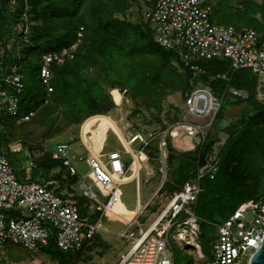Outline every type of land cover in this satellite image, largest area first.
I'll return each instance as SVG.
<instances>
[{
	"label": "trees",
	"instance_id": "trees-1",
	"mask_svg": "<svg viewBox=\"0 0 264 264\" xmlns=\"http://www.w3.org/2000/svg\"><path fill=\"white\" fill-rule=\"evenodd\" d=\"M129 1L0 0V57L8 66H17L22 75L24 89L17 94L19 113L36 111L31 121L21 123L16 122V117L0 114V148H6L10 143H20L25 147V150L18 152L25 153L22 163L15 164L9 160L19 181L29 179V182L45 183L56 180L62 185L64 181L68 184L77 182V177L70 176L60 161L52 159L50 147H45L48 149L46 152L30 160L32 165L27 172L26 157L38 148L30 141L29 126L35 123L44 127V137L48 138L59 131V118L67 120L69 124L80 125L88 117L99 114L95 117L98 124L112 100L106 87L123 89L122 92L134 103L132 114L142 113L140 111L143 109L151 111L155 119L153 131L157 132L176 121L181 111L178 106L170 105L165 113L166 122L163 120V100L167 95L180 90L184 99V94L199 84L209 87L217 95H226L228 92L225 93V90L229 85L247 93V98L238 97L236 100V105L247 102L251 107L245 111L241 127L264 129V103L256 98L257 79L251 70L242 68L234 71L227 59L193 61L201 72L186 67L176 53L164 49L154 40L152 31L142 20L141 8L138 12L140 22L126 18ZM228 1L220 0L216 6H212L210 20L217 24H232L237 28L250 27L264 38V0L260 3L242 0L245 8L228 7ZM120 13L123 18L121 15L119 17ZM257 13L261 19L256 17ZM23 14L27 16L29 25L27 41L16 31L17 25L24 23ZM80 27H83L82 37L74 57L66 59L63 64L51 66L50 85L53 91L47 95L46 86L39 76L42 55L69 48L77 41ZM145 53L148 55L146 59L139 61L138 57ZM174 62L177 66L172 65ZM88 68H97L99 73L92 75L87 72ZM224 73L228 78L217 77ZM46 98L47 103L44 102ZM93 119H87L81 128L86 125L92 128ZM5 124L9 129H4ZM249 136L253 138L254 133L251 132ZM217 141V134L208 132L194 150L177 153L170 147L167 158L169 161L176 158L177 165L165 175L158 192L168 191L171 194L180 191L188 180L194 179L198 158L199 164L203 165ZM240 143L237 139L227 140L217 154L218 170L214 177L210 179L206 175L200 180L201 191L196 206L202 202L211 219L219 218L223 222L243 201L256 200L261 196L264 198V166L252 161L257 156L264 157V148H254L251 143L242 146ZM71 194L73 190L70 188L67 195ZM75 203L83 218L87 212L86 199L80 197ZM212 222L215 240L217 223ZM4 246L9 249V243ZM84 247L85 244L77 255L71 256L60 251L54 237L50 236L42 252L61 264H76ZM170 248L173 263L179 264L177 253L182 250L175 244ZM190 263L193 264V261L190 260Z\"/></svg>",
	"mask_w": 264,
	"mask_h": 264
},
{
	"label": "built area",
	"instance_id": "built-area-1",
	"mask_svg": "<svg viewBox=\"0 0 264 264\" xmlns=\"http://www.w3.org/2000/svg\"><path fill=\"white\" fill-rule=\"evenodd\" d=\"M219 1L145 0L142 20L149 26L154 40L164 49L176 53L186 67L201 72L193 61L227 59L232 70L246 68L255 74L259 93L264 89V38L250 27L237 28L232 24L212 22L211 9ZM22 16L24 23L17 26L16 31L27 41L28 19L25 14ZM82 31L83 27H80L77 41L69 48L42 55L39 76L42 84L46 86L47 95L53 91L50 85L51 66L63 64L66 59L74 57ZM217 77L225 79L226 74H218ZM23 89L22 75L18 67L8 66L0 57V114L16 117L17 123L29 122L36 116V111L33 110L25 114L19 113L17 94L22 93ZM226 92L232 96L247 98L245 91L229 85ZM224 96L225 94L219 97L207 86L193 87L184 94L182 109L176 121L156 133L148 131L150 141H145L141 148L148 146L151 141H157L162 175H166L167 137H170L172 146L181 151L194 150L207 136L211 127L210 121L218 113ZM47 101L46 98L44 102ZM138 138L139 134L132 135L128 139L129 143H134ZM80 143L86 151L85 159L74 156L71 145L65 142H59L50 148L51 157L60 161L70 176L80 174L76 161H86L90 170L81 177L79 194L92 202L97 212L106 213L109 201L104 203L100 197L109 199L116 188L130 182L125 176L133 155L126 150L125 153L119 150L103 153L101 149L99 157L96 158L91 155L90 148L81 137ZM7 148L13 153L25 150L20 143H10ZM135 153L142 161H148V156L142 154L141 149ZM126 155L130 159L128 162ZM90 160L96 166L97 177L111 180L108 193H103L90 176L93 173ZM204 161L200 165V159L197 160L195 181L190 179L180 191L166 195L165 207L145 231L140 227L137 236H129L131 246L118 264H174L168 249L171 245V233L176 245L182 249H192L196 264H249L264 237L262 196L256 200L243 201L226 220L216 224L213 257L209 262L203 263L206 258L197 241L200 226L194 210L186 205H196L201 191V178L208 175L212 179L218 170L217 155L210 153ZM157 192H154V196ZM148 206L149 202H146L140 213L135 211L134 220ZM87 220L80 216L75 202L54 192L47 184L19 181L7 156L0 153V245L10 243L21 246L32 254H38L47 245L50 236H53L60 251L75 252L97 232H107L98 222ZM128 224L126 229L118 233L120 237L127 236L133 223Z\"/></svg>",
	"mask_w": 264,
	"mask_h": 264
},
{
	"label": "rangeland",
	"instance_id": "rangeland-1",
	"mask_svg": "<svg viewBox=\"0 0 264 264\" xmlns=\"http://www.w3.org/2000/svg\"><path fill=\"white\" fill-rule=\"evenodd\" d=\"M255 1L258 3L261 2V0ZM129 2V7L125 10L126 18H130V20L134 22H140L138 12L140 8L143 10L145 6V0H136L135 2L130 0ZM227 5L231 8H237L240 6L245 8V5L243 4L242 0H229ZM121 14L122 13L119 14V17L122 16ZM256 17L258 19H261L259 13L256 14ZM121 18H123V16ZM146 56L148 55L145 53L141 57L139 56L138 60H145ZM172 65L177 66L175 62L172 63ZM87 72L92 73V75H96L99 73V70L97 68H88ZM198 86L202 85L199 84ZM106 91L112 99L110 104L106 107L107 113L112 112V117L118 119V124L120 125L124 132V135L128 139L134 134H139V138L131 144V147L135 150L141 149L142 154L148 156V161H146L145 163L149 167L147 170L141 171L144 166L139 165V162H141L140 160H137V162L135 161V165L133 168H135L136 170V177L138 178L136 179L137 184L135 182L124 184L123 186H121V188H116L109 199H101L104 203L109 201V206L106 213H95L92 209L90 211L88 210L87 215L84 216L92 223L99 222L100 225L107 230V232H97L98 234L96 233L94 235L92 242L95 243V245L100 243L101 245H104L103 241L107 240L109 247L112 248L113 251L120 250L121 257L120 259H118L119 262L131 246L129 236H137L140 233V227L143 231H145L148 225L157 217L159 212L165 207L167 203V199L165 198V196L170 194L168 191H164L161 193L157 192V187L160 181L162 180L161 177H165V175H162V173L160 172L157 141H151L148 146L141 148L145 141H150V138H148V131H153V129L155 128V119L153 117V114L151 113V111L144 109L140 111L142 113L132 114L134 103L125 93L122 92V88H118L117 86L114 88L106 87ZM219 97H222V95L219 94ZM256 98L260 102L264 103V89H261V92L257 93ZM237 99V96H232L231 94L227 93L221 101L219 112L215 115L213 120L210 121V134H217V137L219 138V141L214 144L213 152L211 154L217 155L220 149L222 148L223 144L229 139V134L241 127V119H243V115L246 109H249V106L246 104L247 102L242 103L240 105H236ZM170 105H175L178 106L180 110L182 109L183 97L181 96L180 90H175L173 93L167 95L163 100L164 113L162 114V118L164 121L165 113L167 110H169ZM93 120L94 122H96L97 118H94ZM83 122L80 125H73L69 124L67 120L59 118L57 122V130L59 129V131L48 138L44 137V127L35 123H31L29 126L31 138L30 141L33 145H38V148L35 149L33 153H31V158L29 156L26 157V159L31 160L39 157V155L43 154L48 150L45 147H55V145L59 142L69 143L71 145L72 151L79 152L85 159L86 153L83 150L82 146L80 147L79 145L80 126L83 124ZM3 126L4 129H9L8 124H5ZM166 141V150L168 154L170 153V147H173L172 150L177 153L183 152L181 151V149L172 146L170 137H167ZM149 146L151 147L149 148ZM155 146L157 149L154 148ZM0 150L3 154H5V156H7L9 160H13L15 164L22 163V160H24L25 153L13 154L8 150L7 146L6 148L1 147ZM111 150H119L121 153L125 151V149L120 145L115 135H113V133H111L110 131H107L104 139L103 153H108ZM126 157L128 158L129 156L126 155ZM175 159L176 158H173L171 159V161H169V159L167 158L166 175L168 174V172L170 173L176 167L177 160ZM76 162V165L80 169L81 175H85L87 171H89V166L85 164L86 161ZM128 176H130V172L126 173V177ZM195 177L193 181H195ZM93 180L95 181V184L100 187L103 193H108L109 186L111 184V180H109V178L103 180L96 179V177L93 176ZM25 181L29 182V179ZM136 185L140 189L139 196H137ZM154 192H157L156 196H154ZM146 202H149V206L137 216L135 222L128 229L127 236L120 237L118 233L123 231L127 227V224L135 216V212L132 211L135 206L134 204L136 203L135 211H137V213H140V211L143 209V205ZM186 206H190L193 210H195V216L197 218L201 231L199 233L200 235L198 236L197 241L200 245L202 253L206 258L203 263H207L213 257L212 247L214 241V224L212 221L214 220L215 223L220 224L222 223V219H211L208 215L206 207L202 202H200L197 206H194L192 204H188ZM170 242L171 245H176L173 240V233H171ZM94 248L92 247L91 249ZM179 248L180 250H182V252L177 253V260L179 264H191L190 260L193 261V264H196V262L194 261V253L192 249H182L181 247ZM168 249L171 252L170 246L168 247ZM96 259V264L102 263L101 258L97 257ZM0 264H49V258H46L44 255H31L30 253L25 251L23 247L9 243V249L4 246V244L0 245ZM78 264L85 263L79 261Z\"/></svg>",
	"mask_w": 264,
	"mask_h": 264
},
{
	"label": "crops",
	"instance_id": "crops-1",
	"mask_svg": "<svg viewBox=\"0 0 264 264\" xmlns=\"http://www.w3.org/2000/svg\"><path fill=\"white\" fill-rule=\"evenodd\" d=\"M97 115H99V114H96V116L95 115H92V116L88 117L87 119L95 118V117H97ZM109 115H110V117L108 118ZM107 118H108V122L106 123V125H104V123L106 122ZM81 127H82V125L80 126V137L83 139V141L90 148L91 155L92 156L98 158L99 157L100 150L101 149L104 150V139H105V135H106L107 131H110L111 133H113V135H115V137L119 141L120 145L127 152H129V153H131L133 155V159H132L131 165L129 166V169L127 170V172H130V176H128V177L125 176L126 179H128V180L130 179V182H135L136 183V181H137L136 179H138L136 177V170H135V168H133L134 165H135L134 164L135 161L136 162H137V160H140L141 161V162H139V165L140 166H144V168H142L141 171L142 170H147L149 168L147 166V164L145 163L146 161H144V163H143V161L136 155V153H135L136 150L131 147V144L129 143L128 138L124 135V132H123L122 128L118 124V119H115V118L112 117V112L106 113L102 117V120L98 124H97V122H94L92 128L91 127H88L87 125L85 127H83V128H81ZM90 129H92V130H90ZM95 141H97V144L95 143ZM79 145L81 147V143ZM83 150H84V148H83ZM71 153L74 156H76V157L77 156H82L79 152H73L72 149H71ZM85 153H86V151H85ZM26 155H27V152H26ZM125 158H126L127 162L130 161V159H128L129 157L127 158L125 156ZM26 161H28V164H26ZM90 161H91L92 168H93V173L90 174V176L92 177V179H93V176H95L96 179H100L99 177H97V174H96L97 171L94 168L93 161L92 160H90ZM78 162H82V161H78ZM85 164H87V163L85 162ZM25 165H26V168H27V172H29L30 171V166L32 165V162L29 159H26L25 160ZM89 170H90V167H89ZM79 171H80V169H79ZM83 176L84 175H81V172H80L79 175H76L77 182L75 184H68L67 181H64L63 182V185H62V184H59V182L56 181V180L47 181V182L42 183V184H47V186L50 189H53L54 192H56L58 194H62V195L65 196L66 199L72 200L73 202H75L78 198L82 197L79 194V189H78L79 187H78V185H79V182L82 179L81 177H83ZM164 178L165 177H161L162 180L161 179L160 180L162 182L160 181L157 189H159L160 186H161V184L164 182ZM139 179H140V176H139ZM130 182H128V183H130ZM136 187H137V185H136ZM70 188L73 190V194H71L70 196H68L67 195V192L69 191ZM139 195H140V189H139V187H137V196H139ZM103 198H105V197H100V199H103ZM86 202H87V205H86L87 212H88V210L90 211V210L93 209L94 212L96 213L97 211L93 208V205H92L93 203L90 202V201H88L87 199H86ZM136 203L134 204L135 206H134V209L132 210L134 212H135V208H136ZM87 212H86V214L84 216L87 215ZM83 218L87 219L86 217H83ZM132 220H133V222H132ZM132 220L130 222L131 223H134L136 219L134 220V218H133ZM87 221H89V220H87ZM89 222H91V221H89ZM93 223H95V222H93ZM127 225H129V224H127ZM91 241L92 240H89L88 242L85 243V247L83 248V252L81 253V258H80L79 261H81L82 263H85V264H88V263H90V264H96L95 263L96 260H97L96 258L98 257V258H101V261H102L101 264H118L119 263L118 262V259H120V257H121L120 250H114L113 251L112 248L109 247V245L107 243L108 242L107 240H104L103 241L104 242V245H101V243L95 245V243H93V242L91 243ZM91 246L93 248L94 247H97V248L91 249L92 248ZM101 249H102V251H101ZM27 252L30 253L29 251H27ZM65 253H68V255H71V256L72 255H77V251L71 252V253L70 252H65ZM30 254L31 255H44L46 258H49V264L50 263H59L58 261L52 260L49 255L44 254L42 251H41V253H38V254H32V253H30ZM94 257H96V258H94ZM79 261L76 264H78Z\"/></svg>",
	"mask_w": 264,
	"mask_h": 264
},
{
	"label": "flooded vegetation",
	"instance_id": "flooded-vegetation-1",
	"mask_svg": "<svg viewBox=\"0 0 264 264\" xmlns=\"http://www.w3.org/2000/svg\"><path fill=\"white\" fill-rule=\"evenodd\" d=\"M250 108L251 107H249V109ZM246 110H248V109H246ZM251 132L254 133V136H252L253 138H251L249 136ZM239 134H240V137H239ZM235 139L239 140V142H241L240 144L242 146H246L247 143H251V145L254 148L255 147L264 148V129L263 130H258V129H255V128L247 129V128L240 127L236 131H233V132H231L229 134V139L228 140H232L233 141ZM254 160H255L254 164H256V165L258 164L259 166H262V165L264 166V157L257 156V158H253L252 161H254ZM234 164H237V163H234ZM247 183H248V185L251 184V182H249V181Z\"/></svg>",
	"mask_w": 264,
	"mask_h": 264
},
{
	"label": "water",
	"instance_id": "water-1",
	"mask_svg": "<svg viewBox=\"0 0 264 264\" xmlns=\"http://www.w3.org/2000/svg\"><path fill=\"white\" fill-rule=\"evenodd\" d=\"M26 164H28V161H26ZM249 264H264V237L261 240L259 248L252 255Z\"/></svg>",
	"mask_w": 264,
	"mask_h": 264
},
{
	"label": "bare ground",
	"instance_id": "bare-ground-1",
	"mask_svg": "<svg viewBox=\"0 0 264 264\" xmlns=\"http://www.w3.org/2000/svg\"><path fill=\"white\" fill-rule=\"evenodd\" d=\"M110 117V115L108 116V118ZM108 118L106 120V122L104 123V125H106V123L108 122ZM95 143L97 144V141H95ZM94 165V164H93ZM94 168L96 169V166L94 165ZM97 170V169H96Z\"/></svg>",
	"mask_w": 264,
	"mask_h": 264
}]
</instances>
